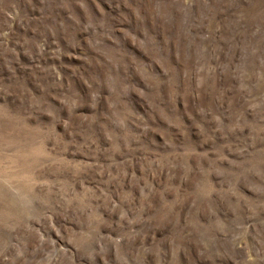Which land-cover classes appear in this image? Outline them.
<instances>
[{"label":"rangeland","instance_id":"374dc122","mask_svg":"<svg viewBox=\"0 0 264 264\" xmlns=\"http://www.w3.org/2000/svg\"><path fill=\"white\" fill-rule=\"evenodd\" d=\"M0 264H264V0H0Z\"/></svg>","mask_w":264,"mask_h":264}]
</instances>
